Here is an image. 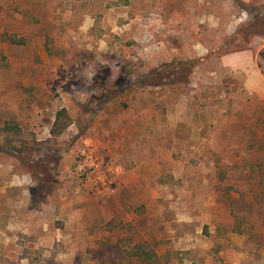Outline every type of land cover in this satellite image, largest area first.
I'll use <instances>...</instances> for the list:
<instances>
[{
	"label": "rangeland",
	"instance_id": "1",
	"mask_svg": "<svg viewBox=\"0 0 264 264\" xmlns=\"http://www.w3.org/2000/svg\"><path fill=\"white\" fill-rule=\"evenodd\" d=\"M212 2L0 0V264H264V0Z\"/></svg>",
	"mask_w": 264,
	"mask_h": 264
},
{
	"label": "crops",
	"instance_id": "2",
	"mask_svg": "<svg viewBox=\"0 0 264 264\" xmlns=\"http://www.w3.org/2000/svg\"><path fill=\"white\" fill-rule=\"evenodd\" d=\"M243 5H248L251 0H239ZM237 0H213L212 5H218V6H225V7H233L238 5ZM199 4L201 5V1H199ZM228 24L225 26L224 33L222 34L223 40L224 38L233 37L235 35V32L237 31V27L241 26L239 22L233 21V25H231V19L232 15L230 12H228ZM222 41L218 44V46L223 45ZM198 49H201L205 51V47L201 44L198 45ZM207 51V50H206ZM220 69L224 71L226 74L232 75L233 77H240L243 80V85L245 88L249 91H258L260 90V87L264 90V76L257 65L256 57L254 51L248 48L244 49H237L232 50L228 52L226 55L220 57L219 59ZM16 181H13L12 185L17 184L19 192L22 190V184H24V181L22 180V177H19V179ZM21 184V185H20ZM23 189H25L23 187ZM16 199H11V204L15 205Z\"/></svg>",
	"mask_w": 264,
	"mask_h": 264
},
{
	"label": "trees",
	"instance_id": "3",
	"mask_svg": "<svg viewBox=\"0 0 264 264\" xmlns=\"http://www.w3.org/2000/svg\"><path fill=\"white\" fill-rule=\"evenodd\" d=\"M238 1L239 0H237V2ZM238 5L244 6L241 3V1L238 2ZM3 40L8 41L11 44H16V45H21L24 43V40L16 37L15 35H12V34H4ZM70 124L71 123H70L69 117L67 116L65 109H61L56 113V117H55L54 123L50 129V133L52 135L57 136V135L61 134L66 128H68ZM136 250L137 251L135 252V254L138 253V248H136Z\"/></svg>",
	"mask_w": 264,
	"mask_h": 264
}]
</instances>
